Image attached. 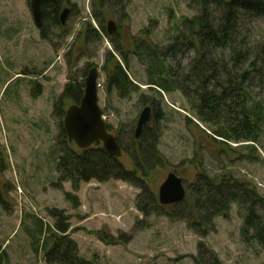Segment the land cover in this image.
Returning <instances> with one entry per match:
<instances>
[{"label":"rangeland","instance_id":"rangeland-1","mask_svg":"<svg viewBox=\"0 0 264 264\" xmlns=\"http://www.w3.org/2000/svg\"><path fill=\"white\" fill-rule=\"evenodd\" d=\"M125 1L127 19L108 16L106 25L110 20L116 23L118 32L111 37L120 35L127 50L146 30L154 43L167 45L183 21L195 14L188 0ZM73 4L78 7L72 10ZM65 8L71 10L63 29H54L44 38L34 22L30 0H0V149L8 168L0 178L5 200V206L0 205V241L10 264H48L39 242L56 232L59 221L70 226L66 235L77 244L79 255L97 264H195L201 242L222 264H264V249L242 239L244 208L238 203L214 221L216 233L203 240L186 221L167 216L165 209L149 215L141 212L137 205L141 191L126 182H82L78 191L69 181L62 190L54 186L59 178L56 137L61 123L54 104L77 66L94 65L104 85L106 73L101 68L106 53L114 48L106 38L96 37L88 44L79 36L83 22L90 19L91 0H64ZM92 24L98 28L95 21ZM129 61V76L149 95L144 67L134 55ZM35 83L42 86L41 95H33ZM140 95L121 99L104 87L99 92L104 121L113 126V135L121 125L135 129L139 115L150 106L141 102ZM163 98L159 149L165 164L148 180L158 202L159 189L172 172L183 179L186 197L200 170L212 177L250 180L264 192L262 148L250 151L236 143H215L212 131L194 117L179 92ZM71 105L68 102L66 109ZM121 161L132 168L126 156ZM165 208L170 212L172 206ZM126 239L130 240L125 243Z\"/></svg>","mask_w":264,"mask_h":264},{"label":"trees","instance_id":"trees-1","mask_svg":"<svg viewBox=\"0 0 264 264\" xmlns=\"http://www.w3.org/2000/svg\"><path fill=\"white\" fill-rule=\"evenodd\" d=\"M188 4L194 16L183 21L178 34L167 45L154 43L146 30L141 32L143 37L131 41L132 49L127 50L118 39L120 35L113 38L106 29L108 16L127 19L126 1L91 0L90 19L83 22L79 36L88 44L96 37L106 38L114 47L106 53L101 68L106 73L104 87L121 99L141 93V102L153 110V120L144 127L139 139L135 137L136 127L116 128V138L123 155L132 162L131 169L121 161L122 157L109 155L101 142L88 149L75 148L64 129L66 106L68 102H81L85 79L94 65L85 64L81 69L77 66V73L68 76L69 82L54 104V113L61 122L56 137L60 147L59 178L54 186L62 190L69 181L74 191H78L82 182H126L141 191L137 196L141 212L149 215L165 209L167 216L186 221L203 240L216 233L214 221L226 216L232 204L238 203L244 208L243 241L264 249V192L260 193L252 181L240 182L229 175L212 177L200 170L196 183L189 187L190 195L172 205L170 212L157 201L148 184L150 176L165 164L159 149L161 122L165 119L164 94L179 92L194 117L212 131L215 143H236L250 151L260 147L264 152V0H188ZM63 7L64 0H45L41 29L44 38L54 29H63L60 21ZM76 7L73 4L71 9ZM131 55L144 67L149 95L142 93V87L129 76ZM42 91V86L35 83L33 95H41ZM107 129L112 132L113 126L107 124ZM7 169L0 149V178ZM66 196L71 198L69 193ZM1 204L5 206L0 190ZM69 230L68 224L59 221L56 232L50 228L51 236H43L39 243L46 263L97 264L79 255L77 244L66 235ZM193 260L195 264H222L218 255L202 242ZM0 264H10L1 241Z\"/></svg>","mask_w":264,"mask_h":264},{"label":"water","instance_id":"water-1","mask_svg":"<svg viewBox=\"0 0 264 264\" xmlns=\"http://www.w3.org/2000/svg\"><path fill=\"white\" fill-rule=\"evenodd\" d=\"M45 0H30V9L34 22L38 28L42 27V7ZM70 10L65 8L60 15L62 25H65ZM108 33L117 32V25L113 20L108 22ZM103 110L99 105L98 72L91 69L85 79L84 95L79 104H73L66 110L64 129L79 149H88L97 142H101L105 151L116 158L123 155L122 148L116 138L107 129L103 120ZM153 120L151 106H146L139 115L135 137L139 139L145 126ZM187 192L184 181L176 173L168 175L166 181L159 189V203L162 206H172L183 202Z\"/></svg>","mask_w":264,"mask_h":264},{"label":"flooded vegetation","instance_id":"flooded-vegetation-1","mask_svg":"<svg viewBox=\"0 0 264 264\" xmlns=\"http://www.w3.org/2000/svg\"><path fill=\"white\" fill-rule=\"evenodd\" d=\"M42 25H43V22H42ZM107 25H108V23H107ZM107 25H106V29H107V33H108V27H107ZM42 29V27L40 28V30ZM117 32H118V30H117ZM117 32H115L113 35H110L109 33H108V35L109 36H114ZM95 68V67H94ZM91 69H93V68H91ZM97 69V68H96ZM91 71V70H90ZM97 72H98V69H97ZM90 73V72H89ZM99 73V72H98ZM88 76V75H87ZM98 76H99V74H98ZM103 87H104V85L102 86V89H103ZM105 88V87H104ZM152 123V122H151Z\"/></svg>","mask_w":264,"mask_h":264},{"label":"built area","instance_id":"built-area-1","mask_svg":"<svg viewBox=\"0 0 264 264\" xmlns=\"http://www.w3.org/2000/svg\"><path fill=\"white\" fill-rule=\"evenodd\" d=\"M98 87L101 89L102 88V83L99 81L98 82ZM104 120H105V116H103Z\"/></svg>","mask_w":264,"mask_h":264},{"label":"bare ground","instance_id":"bare-ground-1","mask_svg":"<svg viewBox=\"0 0 264 264\" xmlns=\"http://www.w3.org/2000/svg\"><path fill=\"white\" fill-rule=\"evenodd\" d=\"M98 80H99V76H98ZM104 120V119H103ZM106 123V122H105ZM107 124V123H106ZM185 187V186H184Z\"/></svg>","mask_w":264,"mask_h":264}]
</instances>
